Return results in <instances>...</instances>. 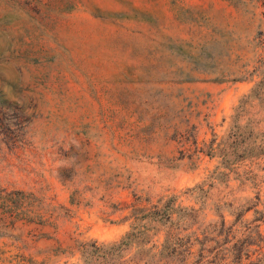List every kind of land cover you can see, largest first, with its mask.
I'll use <instances>...</instances> for the list:
<instances>
[{
	"label": "rangeland",
	"instance_id": "obj_1",
	"mask_svg": "<svg viewBox=\"0 0 264 264\" xmlns=\"http://www.w3.org/2000/svg\"><path fill=\"white\" fill-rule=\"evenodd\" d=\"M0 264H264V0H0Z\"/></svg>",
	"mask_w": 264,
	"mask_h": 264
},
{
	"label": "trees",
	"instance_id": "obj_2",
	"mask_svg": "<svg viewBox=\"0 0 264 264\" xmlns=\"http://www.w3.org/2000/svg\"><path fill=\"white\" fill-rule=\"evenodd\" d=\"M154 218H158V217H154ZM170 233H169V231H165V233H164V235H163V243L161 244V246H160V251H169L171 254L172 253H174V250H175V248L173 247V245H170L169 243H168V239H169V237H170V235H169ZM132 236V233H131V230H127L125 233H124V235L118 240V243L120 242V241H123V240H127L128 239V237L129 236ZM237 256H239V259L241 258V255H237Z\"/></svg>",
	"mask_w": 264,
	"mask_h": 264
}]
</instances>
